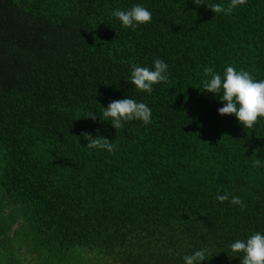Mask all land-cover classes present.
<instances>
[{
    "label": "trees",
    "instance_id": "16d2710c",
    "mask_svg": "<svg viewBox=\"0 0 264 264\" xmlns=\"http://www.w3.org/2000/svg\"><path fill=\"white\" fill-rule=\"evenodd\" d=\"M229 2L0 0V264H241L230 244L264 231V118L221 116L202 82L229 64L264 79V0L207 6ZM136 3L152 20L125 28L112 11ZM155 58L170 76L149 95L126 78ZM131 96L150 124L103 120Z\"/></svg>",
    "mask_w": 264,
    "mask_h": 264
},
{
    "label": "clouds",
    "instance_id": "9594fccd",
    "mask_svg": "<svg viewBox=\"0 0 264 264\" xmlns=\"http://www.w3.org/2000/svg\"><path fill=\"white\" fill-rule=\"evenodd\" d=\"M200 5V0H195ZM245 0H230L227 9L222 3H211L207 6L217 13L231 12L243 4ZM112 16L118 19L125 28L135 30L142 24L151 22L152 12L145 5L136 3L128 9L117 8L112 11ZM206 78L202 82L203 91L216 94L222 103L218 113L223 115L234 114L245 128H252L264 118V79H256L253 74L234 65H227L224 71L218 72L212 66L204 68ZM169 64L155 58L152 66L133 64L128 78L139 91L149 95L154 91V85L166 83L169 80ZM103 120L109 121L114 128L123 127L124 122L139 120L145 125L152 121V109L143 101L131 97L111 100L107 107L103 106ZM88 117L97 118L90 114ZM81 136L87 141L85 147L89 149H102L112 153L116 145L107 137L82 132ZM254 166L264 164V159L257 157ZM216 199L223 203L229 201L234 205L244 206V201L239 196L229 192H217ZM230 249L235 256L240 257L241 264H264V231H256L247 239H237L230 244ZM208 249L200 248L183 257L185 264H201L207 260Z\"/></svg>",
    "mask_w": 264,
    "mask_h": 264
},
{
    "label": "water",
    "instance_id": "95a60500",
    "mask_svg": "<svg viewBox=\"0 0 264 264\" xmlns=\"http://www.w3.org/2000/svg\"><path fill=\"white\" fill-rule=\"evenodd\" d=\"M21 226V224L20 223H15L13 226H12V228H11V235L13 234V232H14V230L17 228V227H20Z\"/></svg>",
    "mask_w": 264,
    "mask_h": 264
}]
</instances>
